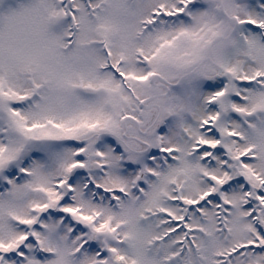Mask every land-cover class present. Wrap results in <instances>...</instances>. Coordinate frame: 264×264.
Segmentation results:
<instances>
[{
  "label": "snow or ice",
  "instance_id": "1",
  "mask_svg": "<svg viewBox=\"0 0 264 264\" xmlns=\"http://www.w3.org/2000/svg\"><path fill=\"white\" fill-rule=\"evenodd\" d=\"M0 264H264V0H0Z\"/></svg>",
  "mask_w": 264,
  "mask_h": 264
}]
</instances>
